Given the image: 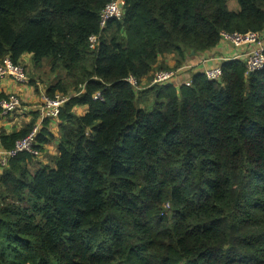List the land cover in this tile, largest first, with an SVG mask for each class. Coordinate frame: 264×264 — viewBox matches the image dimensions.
<instances>
[{
  "label": "trees",
  "instance_id": "1",
  "mask_svg": "<svg viewBox=\"0 0 264 264\" xmlns=\"http://www.w3.org/2000/svg\"><path fill=\"white\" fill-rule=\"evenodd\" d=\"M114 1L0 0V64L25 70L28 55L54 76L46 94L70 97L59 136L46 120L37 137L41 152L56 145L53 164L33 171L22 153L0 174V264H264V69L229 61L218 82L139 92L126 81L148 85L223 33L264 32V0H121L122 20L102 28ZM168 55L172 69L158 64ZM32 113L0 148L32 132Z\"/></svg>",
  "mask_w": 264,
  "mask_h": 264
},
{
  "label": "built area",
  "instance_id": "2",
  "mask_svg": "<svg viewBox=\"0 0 264 264\" xmlns=\"http://www.w3.org/2000/svg\"><path fill=\"white\" fill-rule=\"evenodd\" d=\"M124 17L123 2L116 0L107 5L100 15V26L106 28L110 20H122ZM90 47L95 49L98 43V37L92 36L89 39ZM231 47L235 50L233 57L220 55L216 52H210L204 58L199 59L194 64L185 63L183 66L170 71H158L154 74L150 84L145 88L139 84L134 77H129L126 81L139 92L153 86H163L173 84L187 72L194 71L203 74L208 81L218 82L223 76V64L229 61L239 60L245 63L249 74L259 72L264 69V32L248 34H222L221 43L217 48ZM6 80H11L17 84H28V77L24 68L14 64L9 58H6L0 64V84ZM190 80L185 83L189 84ZM181 85V84H180ZM69 96L56 94L49 97L46 92H40V101L33 105L32 112L38 115V121L32 132L24 139L16 142L14 148L5 150L0 148V174L8 166L12 159H15L22 153H28L37 159H40L43 153L37 149L39 147L37 137L41 132L42 125L46 120L58 122L61 110L69 101ZM94 100H103L100 93L94 96ZM2 109V118L8 117L24 108L21 98L17 95H9L6 99L0 100Z\"/></svg>",
  "mask_w": 264,
  "mask_h": 264
},
{
  "label": "crops",
  "instance_id": "3",
  "mask_svg": "<svg viewBox=\"0 0 264 264\" xmlns=\"http://www.w3.org/2000/svg\"><path fill=\"white\" fill-rule=\"evenodd\" d=\"M229 8L232 11H237L239 6L236 2V0H229ZM213 54L214 52L220 54V55H225L229 57H233L235 55V50L231 47H222V48H216L213 51H211ZM210 52L205 53V54H199L191 57L189 60H187V64H194L196 63L199 59L204 58L207 56ZM30 59V56H24L23 60L25 62H28ZM159 65L164 64L166 67L173 68L175 66V57L174 55H168L165 57H161L158 62ZM194 71H190L187 73H184L178 81H175L173 83L174 86L178 87L180 84H185L187 83L192 75H194ZM54 79V76H53ZM143 83H147L146 80L143 81ZM38 86V85H37ZM40 92H42V89L39 87L38 88ZM40 92H37L33 86L30 84H17L11 80H6L3 83L0 84V95H17L21 98V102L24 106V108L8 117L2 118L0 121V134L1 130L5 129L8 132H12L14 130H19L22 127L28 125L32 119H33V113L31 111V108L33 105L38 103L40 101ZM87 107H76L75 112L78 115H84L87 112ZM49 132H51L54 136H59V128H58V122H50V127H49ZM43 155L38 161L41 164L44 165H52L53 160L56 158L58 152L56 146L53 147V144L44 146V151ZM49 156V157H48ZM50 158V160H48ZM51 161V163H50ZM39 165V164H37ZM38 167V166H37ZM32 169H37L36 167H31ZM34 170V171H35Z\"/></svg>",
  "mask_w": 264,
  "mask_h": 264
},
{
  "label": "rangeland",
  "instance_id": "4",
  "mask_svg": "<svg viewBox=\"0 0 264 264\" xmlns=\"http://www.w3.org/2000/svg\"><path fill=\"white\" fill-rule=\"evenodd\" d=\"M26 63L28 65L25 67V70H26L29 82H35L36 87H40L42 89V92H46L47 87L52 83L51 81L53 80V74L50 73L49 67L48 66H44V68L35 69L30 64V59ZM156 71H158V70H156ZM156 71L153 74H155ZM61 75H63V73ZM35 85L33 86V88L36 89ZM146 86H147V84H145V83L142 84L143 88H145ZM70 93L74 94L75 92L71 91ZM148 101H150V100H148ZM55 146L56 145L53 144V147H55ZM42 153H44V152H42ZM48 160H50V158H48ZM39 163L40 162H36V164H34L33 166L37 168V166H38L37 164H39ZM50 163H51V161H50ZM32 170L34 171L35 169H32Z\"/></svg>",
  "mask_w": 264,
  "mask_h": 264
},
{
  "label": "water",
  "instance_id": "5",
  "mask_svg": "<svg viewBox=\"0 0 264 264\" xmlns=\"http://www.w3.org/2000/svg\"><path fill=\"white\" fill-rule=\"evenodd\" d=\"M194 54V53H193Z\"/></svg>",
  "mask_w": 264,
  "mask_h": 264
}]
</instances>
